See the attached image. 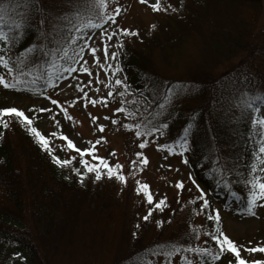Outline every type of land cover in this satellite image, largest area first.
<instances>
[{"label": "trees", "instance_id": "1", "mask_svg": "<svg viewBox=\"0 0 264 264\" xmlns=\"http://www.w3.org/2000/svg\"><path fill=\"white\" fill-rule=\"evenodd\" d=\"M161 2L168 5L167 0ZM3 3L11 4L5 9L6 21L15 19V0ZM40 4L45 11L58 15L67 10L68 0H40ZM243 7L251 10L245 16ZM174 8L184 21L174 22L175 31H170L173 26L167 23L159 30L139 27L135 29L137 35L125 38L118 55L119 73L131 92L125 99H139L142 92L146 102L141 104L149 113L158 112L165 82L182 86V95L174 105L152 123L168 124L165 138L171 143L194 118L190 150L185 154L189 163L183 164L208 193L233 201L238 210L247 212L244 181L253 150L247 140L250 126L246 114L230 108L235 101L221 97H229L231 82L242 78L258 90L264 89V0H176ZM186 9L191 12L185 18ZM259 18L263 21L258 28ZM223 19L226 30L220 26ZM39 39L35 32H27L17 53ZM183 45L194 52L186 72L166 74V67L172 66V52L179 56ZM0 73L5 74V70L0 68ZM35 87L45 92L51 89L42 81ZM112 87L119 90L114 83ZM145 119L150 117L141 121ZM57 156L63 159L62 154ZM218 156L235 165L234 172L226 177L228 188L209 172L210 159ZM74 168L84 172L79 166ZM233 191L237 196L231 195ZM149 207L153 205L127 181L121 184L106 177L96 181L86 174L81 183L76 172L55 165L19 122L9 120L8 128L0 126V264H157L159 260L169 264L171 257L163 259L162 253H152L173 244L218 250L210 237L217 234V225L206 213L202 226H193L197 203L185 208L173 200L162 210L153 209L149 220L144 221L141 218ZM156 221H161L159 227ZM194 255L197 264H234L229 252L221 253L219 260Z\"/></svg>", "mask_w": 264, "mask_h": 264}, {"label": "snow or ice", "instance_id": "2", "mask_svg": "<svg viewBox=\"0 0 264 264\" xmlns=\"http://www.w3.org/2000/svg\"><path fill=\"white\" fill-rule=\"evenodd\" d=\"M113 2L114 0H68L67 10L56 15L50 11H45L40 4V0H15L17 15L15 19L9 17L8 21H6L4 15L5 9L6 7H11V4L6 6L3 0H0V68L5 70V74H0V85H3L6 89L35 91L41 96H47V93L43 89L35 87L41 81L45 87L55 88L59 80L66 79L67 76H72L75 72L87 73L91 77L93 71L88 67L89 61L87 58V54H90L93 58L92 63L98 64L106 73L113 77V80L104 84L105 88H109L107 97L90 98V102L94 106L97 100L106 101L108 97H112L115 93L121 97V106L115 108L113 111L123 113L125 120L138 118L140 115L150 117V119H145L142 123L129 122L123 124L126 130L134 131L138 139L143 137V139H140L138 147L139 149H144L149 142L148 137L165 135V129L168 128V124L159 123L157 125L152 123V120H156L164 111L174 105L177 98L182 95V86L173 87L165 82V87L160 90V102H158L160 111L158 112L149 113L148 109L145 108L144 112L140 113L139 106L141 102H146V98L142 92L138 93L139 99L136 97H133L132 101L125 99V97L131 95V92L130 86L125 80L117 76V73L121 71L120 65L118 63H107L109 59L112 61L118 60L117 51L114 50L109 53L108 43L113 40V37L117 33L103 29V26L109 24V22L116 24V17L121 13V6L118 3H116L114 8L109 7ZM139 3L147 5L154 12L168 11L171 8L170 4L165 7L161 0H154V2H151V0H139ZM172 10L175 11V9ZM153 27L155 26L153 25ZM117 28H119V25H117ZM97 29H102L99 33V38L104 42V63H101L100 57L97 56L98 47L90 45V41H93V35L90 32H94ZM29 31L35 32L40 39L17 53L16 49L19 42ZM119 33L123 36L138 34L135 29L129 30L128 28H119ZM116 47L117 49L122 48L123 44L117 41ZM96 82L99 83L98 80ZM88 83L91 84L92 80H89ZM113 83L119 86V90L112 87ZM148 86L146 85V87ZM225 90H228V86H225ZM183 94L186 95L187 90ZM84 96H88V93L84 92ZM47 98L51 101V104L58 105V101L51 99V97ZM221 99L234 100L235 104H230V108L235 107L240 110L241 115L246 114V123L250 126V135L247 140L252 142L253 150L249 153L251 164L247 171L244 187L247 189V214L255 215L254 209L257 206H264V111H262L264 109V89L258 90L247 78H242L238 83L235 81L231 82L230 96L225 97L222 94ZM129 103H135L137 105L136 109L131 110L127 107L126 105ZM104 106L107 107V104L105 103ZM36 111L49 112L51 110L40 107ZM62 111L67 117V110L62 109ZM33 114L35 115V112ZM67 118L71 119V117ZM96 119L95 116L92 117L93 121ZM105 119H108V117H105ZM9 120L17 121L21 126H26L29 134L50 155L55 165L63 167L71 164V159H61L53 153L49 137L42 134L33 126L32 118L26 115L25 111L16 107H0V126L8 128ZM111 122L112 124H116L117 120L112 119ZM194 127L193 118L183 128L182 134L177 139L169 144H157L156 147L158 149H166L169 155H180L182 163L187 165L189 161L185 154L190 150V137L193 135ZM98 128L103 132L104 125H98ZM51 136H60L66 142L67 149H73L79 154L80 163L84 165L86 172L76 168H73L72 171L76 172L77 176L80 177L81 183H83V177L87 173H94L96 181L101 180L102 177H106L108 179L115 178L121 183L126 182L127 178L125 174L120 171L123 165L119 162L109 165L103 157L95 155L96 144H99L104 139L103 136L95 141V143L89 141L91 147L83 149L78 147L72 139L63 133H52ZM62 147L64 146L62 145ZM85 154L91 156L92 160L99 161V163L86 161L84 159ZM135 155L137 160L131 161V164L134 168L142 170L140 166L146 165L148 158L141 151H137ZM209 162L212 165L209 169L210 174L214 179H218L225 188H228L229 182L226 177L234 172L235 165H230L222 156H218L216 160L210 159ZM168 167L171 166L169 165ZM188 179L199 193L197 199L201 202L199 204L200 210L207 214L209 221H214L217 225V234H210V237L215 242L218 250L209 249L208 247H193L191 245L182 248L178 244H173L171 248H158L152 255L162 253L165 258H169L183 250L200 256H211L213 259L219 260L221 253L229 252L234 256V264H264V260H248L242 257L241 248L218 226L220 223L219 209H211L209 213L208 210L211 208V204L206 198L207 193L200 187L191 172L188 174ZM136 185L135 190L137 194L143 193V197L147 203L153 205V207L148 208L146 214L141 218L144 221H148L153 213V209H163L166 197L155 200V203H153L154 197L149 190V185L141 183L138 180L136 181ZM175 186L177 189H183L184 183L183 181H176ZM231 195L235 197L237 193L233 191ZM156 224L159 227L161 221H156ZM135 227L138 229L140 225L136 224ZM193 232H195V229ZM132 235L135 237L137 234L133 232ZM244 251L248 253H264V244L247 247ZM15 255L20 256L19 253H15ZM184 259L187 261V264H193V261L187 257H184ZM147 264H151V261H148ZM229 264H233V262L230 261Z\"/></svg>", "mask_w": 264, "mask_h": 264}, {"label": "rangeland", "instance_id": "3", "mask_svg": "<svg viewBox=\"0 0 264 264\" xmlns=\"http://www.w3.org/2000/svg\"><path fill=\"white\" fill-rule=\"evenodd\" d=\"M176 0H167L166 4H170L171 8L168 11L154 12L147 5L139 3V0H114L109 5L110 8H114L116 3L121 6V13L116 17V24H105L103 29L108 31H115L117 34L113 37V40L109 43V53L111 51H117L118 55L122 52V48L117 49L116 42L119 41L124 44V40L127 36H123L119 33V28H128L129 30L141 28L142 30L151 31L152 29L159 30L163 28L165 24H170L171 30L175 31V21L184 22L179 19L180 12L173 11ZM154 2V0H151ZM167 5V6H168ZM166 6V7H167ZM243 15H247L251 10L250 8L243 7ZM188 9L184 11L185 18L189 14ZM184 18V19H185ZM262 18H259L258 28L262 23ZM220 22V26L223 30L227 29L226 20L223 19ZM119 25V28H117ZM153 25L155 27H153ZM102 29H97L94 32H90L93 35V41H90L92 47H98L97 56L100 57V62L104 63L103 46L104 42L100 40L99 33ZM258 31V29H257ZM256 30L254 32H257ZM106 40V38H105ZM181 54L176 56L174 51L172 56V66L166 67L165 73L169 75L184 74L188 68L190 56L194 54L191 50L187 49L183 45ZM87 54V50H86ZM88 67L93 71V75L90 77L87 73L75 72L72 76H67L66 79L59 80L56 83L55 88H51L47 91V96H41L39 93H27L16 92L11 89H6L3 85H0V107H16L25 111L26 115H29L33 120V126H35L42 134L49 137L50 146L53 152L58 155L62 154L63 159H71V164L67 165L70 172L74 168V165L79 166L84 172L86 169L84 165L80 163V156L73 149H67L66 142L63 141L60 136H51L52 133H63L68 136L73 142L81 149L85 147H91L89 141L95 143L101 136L104 137L99 144H96L95 155L103 157L109 165H114L119 162L123 165L120 170L125 174L127 182L131 184L134 191H136V181L141 183H147L149 190L153 194L155 200L166 197L165 205L176 200L177 203L187 208L190 203H197L198 208L194 211V227H201V221L205 212H202L199 208L201 203L197 197L199 195L195 186L191 184L188 179L190 173L185 165L182 163L180 155H169L166 149H158L157 144H169L164 136L148 137V144L144 149H139L138 144L141 138H137L134 131L126 130L123 127L124 123L135 122L142 123V119L145 115H140L138 118H130L125 120L123 113L114 112L115 108L120 107L121 97L113 95L108 97L106 101L97 100V103L93 106L90 102V98H98L101 96L107 97L109 88H105L104 84L113 80V77L106 73L103 68L98 64L92 63V56L87 54ZM107 63H118L109 59ZM1 74V73H0ZM117 76L124 80L121 73H117ZM92 80V83H88ZM99 81L97 83L96 81ZM79 85V87H77ZM84 92L88 93V96H84ZM51 97L58 101V105L51 104V101L47 98ZM132 101V97L127 98ZM73 101H75L73 103ZM107 104V107L104 104ZM131 110H135L137 105L135 103H129L126 105ZM45 107L50 109L49 112H37L36 109ZM147 108L144 104H140V113L144 112ZM62 109L67 110V117ZM31 110V111H30ZM264 111V109H262ZM35 112V115L33 114ZM95 116L97 119L92 120ZM108 117V119H105ZM116 119L117 123L112 124L111 120ZM104 125V130L101 132L98 125ZM62 145L64 147H62ZM141 151L148 158L146 165L140 166L142 170L134 168L131 161L137 160L135 153ZM114 153V154H113ZM75 154V155H74ZM73 157H75L73 159ZM84 159L90 163H99V161L92 160L91 156L85 154ZM171 167H168V166ZM89 176H94V173H87ZM176 181H183V189H177L175 186ZM121 183L120 181H118ZM122 184V183H121ZM201 187V186H200ZM203 188V187H201ZM204 189V188H203ZM207 193L206 198L211 204V209H219L220 214V229L241 248L242 257L252 260L260 259L264 260V253H248L244 251L247 247H253L257 244H264V206H257L254 211L255 215H249L247 212H242L236 208L233 201H226L220 196ZM143 196V193H140ZM140 199L138 198V201ZM193 261V264H197L196 256L193 253L179 252L170 258L169 264H187L184 259ZM162 259V258H160ZM163 259L165 257L163 256ZM161 264V261L157 262ZM212 264H221L215 262Z\"/></svg>", "mask_w": 264, "mask_h": 264}]
</instances>
